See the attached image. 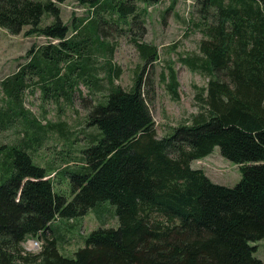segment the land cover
Segmentation results:
<instances>
[{
  "label": "trees",
  "instance_id": "obj_1",
  "mask_svg": "<svg viewBox=\"0 0 264 264\" xmlns=\"http://www.w3.org/2000/svg\"><path fill=\"white\" fill-rule=\"evenodd\" d=\"M65 1L0 0V28L18 35L28 27L26 36L58 41L36 51L32 46L29 61L3 81L9 105L0 110V129L10 117H27L22 93L37 78L46 98L70 102L80 85L101 93L87 114L98 135L82 150V166L69 172V197L56 192L23 145L1 147L0 264H264L251 246L264 240V0H194L200 55L181 63L208 77L197 96L202 111L161 139L151 110L154 82L143 76L158 58L154 46L140 41L146 9L136 0H76L92 19L77 20L69 37L58 7ZM104 12L130 18L129 30H141L132 42L145 64L130 90L114 84L121 69L111 62L113 45L102 39ZM47 15L53 21L41 26ZM96 53L107 57L101 68L107 86L92 64ZM160 78L177 98L173 68ZM34 126L38 134L41 126ZM217 147L240 168L233 187L191 168ZM103 205L113 207L117 226L92 231L73 256L62 255L59 241L48 235L56 220L98 213ZM31 238L41 239L38 253L23 247Z\"/></svg>",
  "mask_w": 264,
  "mask_h": 264
},
{
  "label": "rangeland",
  "instance_id": "obj_2",
  "mask_svg": "<svg viewBox=\"0 0 264 264\" xmlns=\"http://www.w3.org/2000/svg\"><path fill=\"white\" fill-rule=\"evenodd\" d=\"M135 4L139 10L146 9L145 30L140 41L154 46L158 55L156 61L147 64L143 76L154 82L156 97L151 110L156 135L161 139L172 134L174 128L191 124L193 117L202 111L197 96L207 87L208 77L191 71L181 63L186 56L200 55L202 34L194 25L198 22L194 0H163L155 5L136 0ZM58 7L62 22L69 27V37L74 35L72 26L77 20L83 19L86 24L92 19L88 7L76 0H66ZM101 17L108 23L102 26V39L113 45L112 64L121 69V75L114 80V84L123 90H130L136 74L142 71L145 64L132 42L139 39L141 30L139 26L129 30L130 18L124 22L116 15L111 17L105 12ZM52 21L53 18L47 15L41 26ZM28 29L26 27L21 34L11 35L0 28V110H6L9 105L2 83L11 78L20 65L29 61L27 53L30 48L34 46L36 51L58 42L39 35L26 36ZM106 59V55L97 53L92 57V64L99 69L98 77L103 79L105 86L107 76L101 68L106 66ZM170 67L178 81L177 98L168 92L166 83L160 78L162 73L167 74ZM36 82L37 78H34L22 93V104L27 115L24 119L28 118L29 121H24L21 116L10 117L6 128L0 129V149L23 145L34 163L46 169L56 192L69 197V172L77 171L82 166V150L90 146L92 137L98 135L95 128L87 125V114L95 101L102 98V94L80 85L72 93L70 102L64 98L51 99L46 98L41 85L34 84ZM34 121L41 126L38 134ZM2 151L0 162L4 161ZM191 168L202 169L213 183L226 187L235 186L242 177L239 166L223 158L218 147L209 156L193 161ZM97 211L90 210L85 216L71 220H56V227H52L48 235L59 241L62 255L73 256L77 249L83 247L84 238L92 231L117 226L113 207L103 205ZM35 239L38 247L31 248V238L23 243L25 251L38 253L41 250V239ZM251 246L255 247L254 257L264 263V240L251 243Z\"/></svg>",
  "mask_w": 264,
  "mask_h": 264
},
{
  "label": "built area",
  "instance_id": "obj_3",
  "mask_svg": "<svg viewBox=\"0 0 264 264\" xmlns=\"http://www.w3.org/2000/svg\"><path fill=\"white\" fill-rule=\"evenodd\" d=\"M30 242H31L32 249H35L36 247H38V242H33V241H30Z\"/></svg>",
  "mask_w": 264,
  "mask_h": 264
},
{
  "label": "bare ground",
  "instance_id": "obj_4",
  "mask_svg": "<svg viewBox=\"0 0 264 264\" xmlns=\"http://www.w3.org/2000/svg\"><path fill=\"white\" fill-rule=\"evenodd\" d=\"M82 3V2H81ZM113 3V2H112ZM139 5V4H138ZM96 15V14H95ZM119 15V14H118ZM121 17V16H120ZM111 21V20H110ZM92 24V23H91ZM40 26V25H39ZM85 27V26H84ZM99 28V27H98ZM100 29V28H99ZM77 36V35H76ZM93 37V36H92ZM112 62V61H111ZM24 114V113H23ZM36 239H33L32 241L33 242H37V241H35ZM43 246V245H42Z\"/></svg>",
  "mask_w": 264,
  "mask_h": 264
}]
</instances>
